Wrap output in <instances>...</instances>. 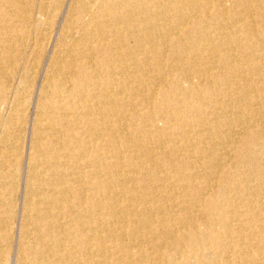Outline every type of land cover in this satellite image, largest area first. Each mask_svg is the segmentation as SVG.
Returning a JSON list of instances; mask_svg holds the SVG:
<instances>
[{
    "label": "bare ground",
    "instance_id": "obj_1",
    "mask_svg": "<svg viewBox=\"0 0 264 264\" xmlns=\"http://www.w3.org/2000/svg\"><path fill=\"white\" fill-rule=\"evenodd\" d=\"M43 2L0 0V105L12 53L54 49L15 264H264V0H75L38 42Z\"/></svg>",
    "mask_w": 264,
    "mask_h": 264
},
{
    "label": "rangeland",
    "instance_id": "obj_2",
    "mask_svg": "<svg viewBox=\"0 0 264 264\" xmlns=\"http://www.w3.org/2000/svg\"><path fill=\"white\" fill-rule=\"evenodd\" d=\"M54 1L53 0H44V2H43L44 7H45V9H47V13H48L45 16H40L37 13L33 14V18L31 19V25L29 27V37L35 39V41L39 42L42 34H46V35L50 36L51 39H53V37L56 38V36L60 37L61 30L67 21L65 19L68 18V16H69V10L75 4V0H54ZM33 2H34L33 3L34 4L33 9H37L38 5L42 2V0H33ZM0 9H15V8H14V6H9V4L6 3V5H4V7H0ZM49 27H50V29H49ZM41 30H42V32H41ZM6 37H7V35H6ZM35 50H36V56H38V55L39 56L38 57L35 56V61H34V65L32 68L29 65L30 64L29 63V60H30L29 57L27 58L24 55V57H21L18 59V57H15L14 52L12 53V56L14 57V59H12L13 61H8V63L6 62L3 66V74H4L3 75V81L7 85V91L3 95V101L0 105L1 106V109H0V140L2 141V142L0 141V160L1 159L3 160V156L5 154L8 155V153H6L5 151L9 152V155H8L9 157H7V160L5 161L6 168H7L6 170H7V172H12L14 174L13 178H14V182L16 184V189H17L16 190L17 193L15 192L10 199V205L4 207L5 211L7 212V216L10 219V225H12L11 226V232H10V238L12 240L9 239V241L6 242L5 247H4L5 263L6 264H15L14 257H16V250H14V248L15 249L17 248V243L20 239V226H21V221H22L21 212H20L22 209L21 203H23L24 186H25L27 179L29 177V173H30L29 169L31 168L30 158H29L30 149H31L30 143H31V138L33 137V135L35 133L36 121H37L38 113H39V109H40L39 108L40 106H37V105H40V103H41V100L39 97V88L43 84V82H45V80H46L45 78L49 75V72L51 71L52 60H53V56H54V49H53V46L51 44L45 43V44H41L39 46L37 45L35 47ZM42 52H43V54H41ZM41 56H43V57H41ZM31 59H33V57ZM12 62H14V63H12ZM10 67H12V68H10ZM29 72H30V74H29ZM27 73H28V77H30V78L27 77L28 80L26 78ZM12 78H14V79L12 80ZM43 79H45V80H43ZM23 80H27L30 84V86L28 88L29 91L27 90V92L24 91V88H23L24 85H22V83H21ZM35 91H36V93H35ZM1 93H2V89L0 90V96H1ZM14 96H15V98H14ZM20 97H21V99H19ZM35 109H36V111H35ZM21 120H22V122H21ZM3 128H4V130H3ZM19 129H20V131H19ZM11 135H13V136H11ZM28 142H29V144H28ZM9 144H11V145H9ZM4 146H6V148ZM5 149H7V150H5ZM2 150H4V151H2ZM16 154L19 157L16 156ZM10 157H11V159H10ZM26 159H27V161H26ZM27 165H29L30 167ZM10 178H11L10 176L6 177V179H4L5 182H9ZM23 184H24V186H23ZM14 196H16V197H14ZM14 199H16V201ZM13 216H14V218H13ZM8 249H10V250H8ZM9 254H10V256H9ZM7 256L9 258H7ZM10 257H11V259H10Z\"/></svg>",
    "mask_w": 264,
    "mask_h": 264
}]
</instances>
